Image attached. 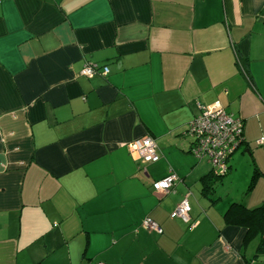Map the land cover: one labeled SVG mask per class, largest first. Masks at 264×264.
I'll list each match as a JSON object with an SVG mask.
<instances>
[{"label": "crops", "instance_id": "1", "mask_svg": "<svg viewBox=\"0 0 264 264\" xmlns=\"http://www.w3.org/2000/svg\"><path fill=\"white\" fill-rule=\"evenodd\" d=\"M214 103L243 142L206 190L187 130ZM145 134L155 162L127 148ZM233 202H264V0H0V264H264Z\"/></svg>", "mask_w": 264, "mask_h": 264}, {"label": "built area", "instance_id": "2", "mask_svg": "<svg viewBox=\"0 0 264 264\" xmlns=\"http://www.w3.org/2000/svg\"><path fill=\"white\" fill-rule=\"evenodd\" d=\"M96 73L106 75L107 66L100 67L96 63L86 62L80 70V74L85 77H91ZM187 133L192 138L190 153L196 159L205 158L213 175L224 176L228 172L230 156L243 142V123L240 118L226 112L219 103L199 105V112L189 123ZM127 148L134 159L155 162L160 158L155 139L147 134L127 143ZM177 181L179 177L170 172L153 181L152 188L161 195L166 194ZM187 197L188 194L183 196L172 216L180 218L185 223H190V204ZM193 225L194 223H190V226ZM141 226L147 230L162 233L160 225L151 217L143 218Z\"/></svg>", "mask_w": 264, "mask_h": 264}, {"label": "trees", "instance_id": "3", "mask_svg": "<svg viewBox=\"0 0 264 264\" xmlns=\"http://www.w3.org/2000/svg\"><path fill=\"white\" fill-rule=\"evenodd\" d=\"M221 177L223 176H216L210 172L205 181V189H213ZM224 219L227 224L245 227L247 229L246 240L256 236L259 239L264 237V202L251 209L241 203L233 202L227 208Z\"/></svg>", "mask_w": 264, "mask_h": 264}, {"label": "rangeland", "instance_id": "4", "mask_svg": "<svg viewBox=\"0 0 264 264\" xmlns=\"http://www.w3.org/2000/svg\"><path fill=\"white\" fill-rule=\"evenodd\" d=\"M244 165H245V163H241V165L239 166V168H238V170H237V172H236V176H237L236 180H239V178H240V170L242 169V167H244ZM225 177H226V176L221 177V179L215 183V187H220V186H222L223 183H224V179H225ZM241 182H242V181H241ZM220 184H221V185H220ZM244 188H245V187H244ZM224 190H225V189H224ZM244 190H245V189H244ZM224 193H225L224 191H221V194H222V195H223Z\"/></svg>", "mask_w": 264, "mask_h": 264}]
</instances>
